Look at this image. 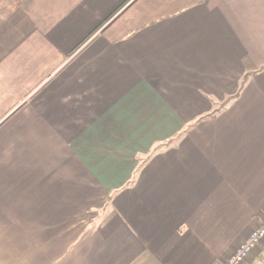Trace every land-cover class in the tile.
I'll return each instance as SVG.
<instances>
[{"label":"crops","instance_id":"crops-1","mask_svg":"<svg viewBox=\"0 0 264 264\" xmlns=\"http://www.w3.org/2000/svg\"><path fill=\"white\" fill-rule=\"evenodd\" d=\"M263 216L264 0H0V264H224Z\"/></svg>","mask_w":264,"mask_h":264},{"label":"built area","instance_id":"built-area-1","mask_svg":"<svg viewBox=\"0 0 264 264\" xmlns=\"http://www.w3.org/2000/svg\"><path fill=\"white\" fill-rule=\"evenodd\" d=\"M264 240V216L261 223L253 229L248 237L240 244L235 253L224 264H243L254 252L258 244Z\"/></svg>","mask_w":264,"mask_h":264},{"label":"trees","instance_id":"trees-1","mask_svg":"<svg viewBox=\"0 0 264 264\" xmlns=\"http://www.w3.org/2000/svg\"><path fill=\"white\" fill-rule=\"evenodd\" d=\"M217 111H219V110H217ZM217 111H216V112H217Z\"/></svg>","mask_w":264,"mask_h":264},{"label":"rangeland","instance_id":"rangeland-1","mask_svg":"<svg viewBox=\"0 0 264 264\" xmlns=\"http://www.w3.org/2000/svg\"><path fill=\"white\" fill-rule=\"evenodd\" d=\"M244 264V263H243Z\"/></svg>","mask_w":264,"mask_h":264}]
</instances>
